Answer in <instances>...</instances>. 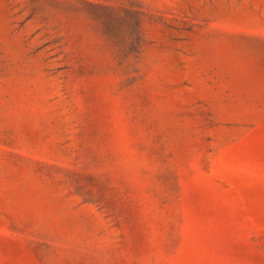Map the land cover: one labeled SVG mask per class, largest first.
<instances>
[{"label":"rangeland","instance_id":"obj_1","mask_svg":"<svg viewBox=\"0 0 264 264\" xmlns=\"http://www.w3.org/2000/svg\"><path fill=\"white\" fill-rule=\"evenodd\" d=\"M0 264H264V0H0Z\"/></svg>","mask_w":264,"mask_h":264}]
</instances>
